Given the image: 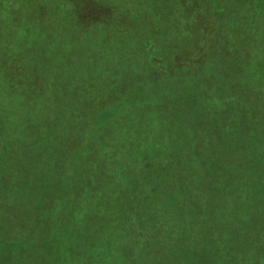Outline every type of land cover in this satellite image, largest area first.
I'll return each mask as SVG.
<instances>
[{
    "label": "trees",
    "instance_id": "16d2710c",
    "mask_svg": "<svg viewBox=\"0 0 264 264\" xmlns=\"http://www.w3.org/2000/svg\"><path fill=\"white\" fill-rule=\"evenodd\" d=\"M58 1L59 10L64 9L67 0ZM230 5L238 7L235 1ZM48 6L50 14L51 0H39L33 2L32 16L15 18L6 11L2 17L14 31V41L25 46L20 59L31 69L17 67L10 75L0 71V211L7 214V227L16 231L0 230V264H22V251L29 245V237L17 234V224L22 232L19 221L8 215L17 207H28L48 220L49 237L45 235L48 239L39 249L45 264H82L90 256L107 264L110 259L116 264H154L159 258L197 264L190 256L195 254L191 238L196 230L202 239L209 230L223 238L214 246L230 253L220 263L264 264L260 93L246 91L243 99L228 91L220 97L224 104L237 98L253 109L251 115L241 114L236 135H231V126L218 128L212 108L198 107L193 91L171 107L151 95L142 104L140 96L129 92L113 108L94 115L89 102L69 99L71 75L64 71L65 61L54 56L52 63L48 46L61 44L59 35H50L49 29L52 42L41 40L48 31L39 29V22L47 23L50 16L38 9ZM260 57L257 69L264 75V54ZM130 95L133 99L126 97ZM124 106L129 108L126 117L112 124ZM81 113L94 118L87 125L72 123ZM252 131L257 137L250 141ZM225 148L227 155L220 152ZM256 149L259 155L253 153ZM245 234L251 241L241 242ZM199 244L204 248L209 242ZM147 248L155 250L153 260L145 258Z\"/></svg>",
    "mask_w": 264,
    "mask_h": 264
},
{
    "label": "rangeland",
    "instance_id": "374dc122",
    "mask_svg": "<svg viewBox=\"0 0 264 264\" xmlns=\"http://www.w3.org/2000/svg\"><path fill=\"white\" fill-rule=\"evenodd\" d=\"M34 1L39 0H4V5L0 4V71L6 75L12 74L17 67V70L31 69V64L20 59L25 46L20 47L14 41L15 33L3 21V12L8 11L15 18L24 14L32 16ZM234 1L238 7L230 8ZM58 2L51 0L54 8H50V14L49 6L38 9L50 16L47 23L39 22V29L48 31L41 40L52 42L50 35H59L61 44L54 42L48 46L52 63L54 56L65 61L63 66L67 70L64 71L71 75L69 99L79 97L82 105L89 102L94 115L98 110L113 108L129 92L140 96L138 101L142 104L151 95L161 102L167 100L171 107L181 102L178 98L182 94L193 91L197 94L198 107L208 105L212 108L210 114L217 119L218 128L230 129L231 126V135H236L243 115H251L253 109L246 108L247 105L237 98H228L232 102L224 104L220 97L232 91L244 99V93L253 89L261 95L257 102L264 105V75L257 69V60L264 54V0H232L230 3L227 0H67L62 10L57 7ZM129 28L130 35L127 34ZM42 48L39 46V51ZM33 54L37 55L30 52ZM132 95L126 97L133 99ZM125 108L115 112L110 120L112 124L124 120L129 111L128 107ZM178 114L184 119L190 118V114L184 115V111ZM90 118H94L90 113H81L72 123L87 125ZM195 136L200 138L198 132ZM256 137V132L252 131L248 139L253 141ZM220 152L227 155L228 151L225 148ZM260 152L258 149L253 151L255 155ZM57 154L55 158L59 156ZM9 211L8 215H13L22 226V232H18L20 227L16 226L19 237L31 238L27 239L29 245L22 251V264H45L39 249L49 237L45 229L46 216L33 214L28 207ZM6 217L7 214L0 211V230L15 231V227H7ZM205 232L207 239L197 237L198 230L192 234L195 254H191V258L197 264H223L220 261H223L225 252H230L221 245L214 246L223 238L213 230ZM251 239L250 234H245L241 242ZM203 241L209 245L203 248L199 244ZM151 251L153 254L149 255ZM144 253L145 258L152 260L156 255L153 249L144 250ZM110 255L112 253H106L107 258ZM99 256L104 259L102 252ZM90 257L89 262L84 260L82 264H107L105 261L97 263L96 257ZM113 262L114 259L108 260L109 264L117 263ZM143 264L150 263L145 261ZM154 264L183 263L159 258Z\"/></svg>",
    "mask_w": 264,
    "mask_h": 264
}]
</instances>
